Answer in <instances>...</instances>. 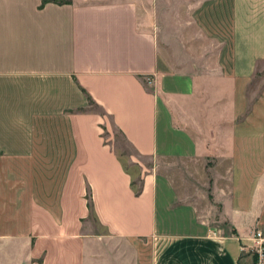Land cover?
<instances>
[{"label": "crops", "instance_id": "obj_1", "mask_svg": "<svg viewBox=\"0 0 264 264\" xmlns=\"http://www.w3.org/2000/svg\"><path fill=\"white\" fill-rule=\"evenodd\" d=\"M263 65L264 0H0V264H253Z\"/></svg>", "mask_w": 264, "mask_h": 264}, {"label": "rangeland", "instance_id": "obj_2", "mask_svg": "<svg viewBox=\"0 0 264 264\" xmlns=\"http://www.w3.org/2000/svg\"><path fill=\"white\" fill-rule=\"evenodd\" d=\"M260 71L261 72L256 75L254 84L252 85L253 87H261L262 83H264V65L262 66ZM90 110L99 112L101 114V111L94 105H90ZM107 130L108 132L104 131L103 134L104 140L112 146L113 150L116 152L120 161L122 162L124 168L137 181L139 169L137 168V164L135 163L142 162L144 165H149L151 163V160L148 158L139 157L115 127L108 125ZM133 161L137 162L134 163ZM206 204H204V208H206Z\"/></svg>", "mask_w": 264, "mask_h": 264}, {"label": "built area", "instance_id": "obj_3", "mask_svg": "<svg viewBox=\"0 0 264 264\" xmlns=\"http://www.w3.org/2000/svg\"><path fill=\"white\" fill-rule=\"evenodd\" d=\"M242 252L253 260V264H264V234L256 229L251 235L250 245H244Z\"/></svg>", "mask_w": 264, "mask_h": 264}, {"label": "trees", "instance_id": "obj_4", "mask_svg": "<svg viewBox=\"0 0 264 264\" xmlns=\"http://www.w3.org/2000/svg\"><path fill=\"white\" fill-rule=\"evenodd\" d=\"M51 2H56V1H51ZM90 101V100H89ZM90 105H94V103H92L91 101H90ZM95 106V105H94ZM96 107V106H95ZM124 167V166H123ZM125 169V168H124ZM125 171L127 172V170L125 169ZM129 173V172H128ZM130 174V173H129ZM139 183H140V181L138 180V181H135V180H132V182H131V188H132V190H133V192H134V194L136 195V196H138V195H140V193H141V188H140V185H139Z\"/></svg>", "mask_w": 264, "mask_h": 264}]
</instances>
